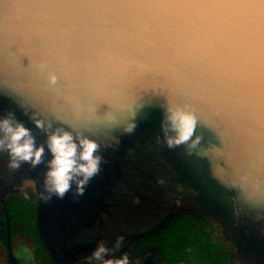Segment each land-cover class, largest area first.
I'll use <instances>...</instances> for the list:
<instances>
[{
  "label": "water",
  "instance_id": "95a60500",
  "mask_svg": "<svg viewBox=\"0 0 264 264\" xmlns=\"http://www.w3.org/2000/svg\"><path fill=\"white\" fill-rule=\"evenodd\" d=\"M241 16L243 32L228 23ZM41 65L57 74L54 87ZM167 104L195 115L196 154L158 142ZM8 110L38 143L30 116L101 144L100 173L83 196L47 201L54 217H78L83 206L97 211L98 225L125 186L155 179L163 183L153 194L176 186L184 200L157 228L178 213L205 219L219 228L229 264H264V0H0V114ZM26 168L37 231L55 258L41 228L44 167ZM119 224L97 232V243L120 236Z\"/></svg>",
  "mask_w": 264,
  "mask_h": 264
},
{
  "label": "clouds",
  "instance_id": "9594fccd",
  "mask_svg": "<svg viewBox=\"0 0 264 264\" xmlns=\"http://www.w3.org/2000/svg\"><path fill=\"white\" fill-rule=\"evenodd\" d=\"M236 30L243 32L249 21L244 17H236L228 21ZM41 70L46 71L49 86L57 84L58 77L54 71H48L44 65ZM35 127L43 133V142L38 143L32 129L17 119L11 110L0 114V153L7 154V168L15 172L27 164L31 168L43 165L41 191L39 199L47 202L53 197L63 199L69 192L73 199L84 195L89 182L100 173L101 165L106 161L101 154V144L90 138L62 126L53 127L50 121L30 116ZM136 124L130 121L125 127V133L134 131ZM158 142L169 149L183 148L185 154L194 155L200 144V136L195 135L196 117L193 112L179 105L165 107L160 120ZM115 143H119L115 139ZM104 147H112L105 145ZM47 153V158H45ZM123 237L118 236L112 246L103 241L98 242L90 252L87 260L89 264H132L127 254L118 258L110 257V253L119 249Z\"/></svg>",
  "mask_w": 264,
  "mask_h": 264
},
{
  "label": "flooded vegetation",
  "instance_id": "af4514ba",
  "mask_svg": "<svg viewBox=\"0 0 264 264\" xmlns=\"http://www.w3.org/2000/svg\"><path fill=\"white\" fill-rule=\"evenodd\" d=\"M12 184L17 186H11ZM2 186L0 264H89L87 257L97 243L96 235L91 242H82L76 248L58 249V254L52 258L34 229L36 226L34 190H30L29 187L20 190L18 182ZM183 225L182 222L175 225L170 223L169 229L144 238L142 236L149 234L157 224L145 233L139 235L131 233L124 245L110 254V257L118 258L122 254H127L132 264H212L204 256L199 241L193 244L189 236H180L179 232ZM211 227L215 229L212 224ZM199 239L202 241L204 237Z\"/></svg>",
  "mask_w": 264,
  "mask_h": 264
},
{
  "label": "rangeland",
  "instance_id": "374dc122",
  "mask_svg": "<svg viewBox=\"0 0 264 264\" xmlns=\"http://www.w3.org/2000/svg\"><path fill=\"white\" fill-rule=\"evenodd\" d=\"M6 161L7 159L3 160L4 163H2V165L0 163V172H2L0 173V189L3 187L1 182V178L3 177L2 179H4L5 184H9L12 182V179H16L14 183L18 182V188L20 190L29 187L31 188L30 190L33 191L32 180L27 176L29 170L26 168V164L22 165L21 169L12 172L8 170ZM159 183L163 182L152 179L149 182H139L138 186H136L137 183L132 186H125L124 188L128 194L120 195V205L116 207V204H112L111 206H115L112 209L104 205L99 210L98 225L96 224L98 219H96L94 215L97 211L93 208L85 210L84 207L81 206L78 210L79 218L75 217L73 213L69 215L70 210L65 211L62 216L54 217L52 209L47 207L46 202H39L40 211L42 212L41 228L43 232L53 240L57 249H68L71 247L76 248L82 242H91L95 239L97 232L101 233L109 227V225H107L108 223L117 221L120 223L119 225L124 227L120 235L123 237L122 245H124L129 234L134 233L133 235H139L140 233L142 234L149 231L153 226L161 222L165 214L164 211L170 206L184 203L183 198L179 194L180 189L176 186L173 190L167 189L165 186L162 188V192L157 191L153 194V191H150L149 188L157 190L159 187L155 188L156 186H162L159 185ZM164 183L167 184L166 181H164ZM11 186L17 185L12 184ZM117 198H119V196ZM61 204L62 203L57 200V205L60 206ZM94 205L95 204H92L91 206ZM107 205H109V201ZM68 208H70V206ZM133 211L136 212L137 217L134 216ZM85 220L87 221L84 222ZM213 226L215 227L214 234L220 235L219 228L214 224ZM117 237L118 236L112 238L113 241L109 247L112 246ZM235 264L245 263L236 260Z\"/></svg>",
  "mask_w": 264,
  "mask_h": 264
},
{
  "label": "trees",
  "instance_id": "16d2710c",
  "mask_svg": "<svg viewBox=\"0 0 264 264\" xmlns=\"http://www.w3.org/2000/svg\"><path fill=\"white\" fill-rule=\"evenodd\" d=\"M34 222L36 223V218ZM180 222L184 224L183 228L179 232L180 236H189V238H191L190 241L193 244L199 241V247L204 250V256L208 258L209 262H211L212 264H229L228 250L226 246L221 242V240L217 237V235L213 234V231H215V229L211 227V223H209L205 219L190 214L178 213L176 215H170L167 218V222L165 225L149 232V234H146L142 237H147L159 231L163 232L169 229L170 223H173L175 225ZM34 229L37 231V223ZM203 231L210 234V236L205 234ZM199 237H204V239L201 241ZM99 241H103L107 246L112 243V241L108 240L105 237H101Z\"/></svg>",
  "mask_w": 264,
  "mask_h": 264
}]
</instances>
